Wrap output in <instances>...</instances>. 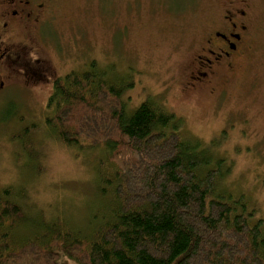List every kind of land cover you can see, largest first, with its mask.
<instances>
[{
    "label": "rangeland",
    "instance_id": "rangeland-1",
    "mask_svg": "<svg viewBox=\"0 0 264 264\" xmlns=\"http://www.w3.org/2000/svg\"><path fill=\"white\" fill-rule=\"evenodd\" d=\"M250 1L264 28V0ZM212 3L61 0L55 27L63 42L48 50L58 77L96 61L111 77L129 76L134 86L124 99L130 113L154 99L175 114L187 139L226 160L231 171L222 186L249 201L264 230V34L258 58L228 87L225 107L207 90L184 88L200 23L209 18ZM18 82L0 95V190L13 187L12 199L41 228L60 222L88 234L100 224L95 166L105 150L90 148L88 139L82 140L85 151L67 148L51 137L45 118L52 86L32 90ZM62 242L57 264H78L67 257Z\"/></svg>",
    "mask_w": 264,
    "mask_h": 264
},
{
    "label": "trees",
    "instance_id": "trees-1",
    "mask_svg": "<svg viewBox=\"0 0 264 264\" xmlns=\"http://www.w3.org/2000/svg\"><path fill=\"white\" fill-rule=\"evenodd\" d=\"M110 72L93 61L60 76L45 118L67 148L85 151L88 139L105 150L95 166L100 224L88 234L60 222L41 228L12 199L13 187L1 189L0 264H57L63 240L78 264H264L263 221L222 186L226 160L187 139L154 99L130 113L124 95L134 84ZM30 229L37 233L27 237Z\"/></svg>",
    "mask_w": 264,
    "mask_h": 264
},
{
    "label": "flooded vegetation",
    "instance_id": "flooded-vegetation-1",
    "mask_svg": "<svg viewBox=\"0 0 264 264\" xmlns=\"http://www.w3.org/2000/svg\"><path fill=\"white\" fill-rule=\"evenodd\" d=\"M60 2L0 0V95L18 81L27 89L51 85L53 91L60 77L48 49L63 40L55 27ZM211 10L200 23L184 88L207 90L225 107L233 78L260 54L264 28L250 0H213Z\"/></svg>",
    "mask_w": 264,
    "mask_h": 264
}]
</instances>
